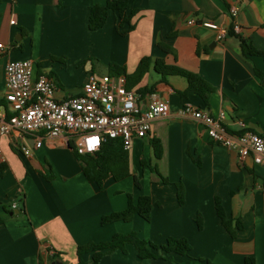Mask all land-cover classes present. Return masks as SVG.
<instances>
[{
  "label": "crops",
  "instance_id": "1",
  "mask_svg": "<svg viewBox=\"0 0 264 264\" xmlns=\"http://www.w3.org/2000/svg\"><path fill=\"white\" fill-rule=\"evenodd\" d=\"M106 3L0 0V44L6 47L0 54V100L9 61L31 60L34 78H51L56 98L66 100L82 91L90 73L110 74L111 65L117 64L130 77L150 58L141 80L125 76L127 87L138 93L142 107L150 95H159L169 103L170 116L154 121L150 134L135 140L129 151L131 176L120 182L109 179L103 190L85 177L74 138L42 136L37 147L39 135L2 136L0 212L3 205L13 212L0 223V264H51L55 259L78 264L82 246L136 230L158 245L170 237L185 238L192 258L212 264H245L247 257L264 264V167L214 143L197 121L180 114L188 105L214 117L224 113L222 124L231 132L241 133L242 121L264 136V56L246 55L242 47L245 41L264 53V0H129L130 24L119 29V14L110 11L103 28L90 30L91 7ZM232 8L238 10L236 19ZM191 20L195 23L189 24ZM205 21L217 23L226 38L219 40V32L205 28ZM236 22L240 33L233 29ZM163 66L200 76L214 89L209 102L188 91L186 78L157 70ZM2 105L7 106L5 100ZM152 138L161 141V159L155 156ZM129 194L135 203L142 196L152 198L151 221L135 216L129 223L103 226L104 216L127 208ZM217 198L235 238L217 214ZM15 203L18 208L13 209ZM127 250L105 256L100 264H195L177 255L141 260L133 245ZM83 262L92 264V254Z\"/></svg>",
  "mask_w": 264,
  "mask_h": 264
},
{
  "label": "built area",
  "instance_id": "2",
  "mask_svg": "<svg viewBox=\"0 0 264 264\" xmlns=\"http://www.w3.org/2000/svg\"><path fill=\"white\" fill-rule=\"evenodd\" d=\"M231 16L237 18L236 8L231 9ZM193 23L195 20L189 22ZM203 26L218 31L219 40L226 38V31L217 23L205 21ZM233 29L240 33L237 22ZM5 50L0 44V54ZM33 67L31 60L9 61L6 65L7 106L0 105V156L1 137L12 132L39 135L37 147L42 145V136L74 138L79 155L94 154L107 140L121 139L129 152L136 139L150 134L154 121L170 116L169 103L157 94L150 95L148 105L142 107L138 93L128 89L124 75L92 72L78 95L58 100L54 81L47 76L34 78ZM180 114L197 121L214 143L236 151L241 159L252 157L256 165L264 167V136L247 129L244 122L239 121L243 131L233 133L222 124L224 113L214 117L188 105ZM24 153L28 156L31 150L25 148Z\"/></svg>",
  "mask_w": 264,
  "mask_h": 264
},
{
  "label": "trees",
  "instance_id": "3",
  "mask_svg": "<svg viewBox=\"0 0 264 264\" xmlns=\"http://www.w3.org/2000/svg\"><path fill=\"white\" fill-rule=\"evenodd\" d=\"M129 5V0H107L104 6H93L91 7V14L89 20V28L92 31L99 30L105 26L110 11L118 12L119 14V29L126 24H130L133 14L128 15L127 9ZM132 26L129 31L132 30ZM120 34L125 35L127 31L119 30ZM243 51L246 55H261L264 53L256 51L251 46H249L245 41L242 42ZM164 50L170 52L169 48L163 46ZM152 59L145 58L141 61L139 68L136 73L132 76H128L126 69L119 67L117 64L111 65L110 75H124L127 79L133 78L138 81L141 80L145 74L149 71ZM159 63V62H158ZM159 66V64H157ZM163 75H176L187 79L189 83L188 91L195 92L203 100L208 103L211 94L214 92L213 87H211L207 82H205L200 76L184 71L176 66H163L158 68ZM183 95H186L183 94ZM4 104V100H0V105ZM151 145L154 148L155 156L157 159H161L163 155V147L161 141L152 138ZM75 155L80 161L83 173L87 180L91 183L98 185L100 190L104 189L105 182L109 179H114L117 182L125 180L131 176L130 170V155L129 152L124 149V144L121 139H109L101 146L100 150L94 154L79 155L75 150ZM143 168L148 165L145 160L141 161ZM5 165L0 167V177ZM165 183L168 180L164 179ZM136 185L141 187L140 181L136 179ZM179 201L184 204V190L183 186L179 185ZM216 211L219 218L222 221L223 226L227 231L235 238L236 232L233 230L232 221L227 218L226 212L223 208L221 199H216ZM153 211V200L150 196H142L139 198L138 202L135 203L133 196L128 195V206L125 210L121 212H115L111 215L104 216L102 218L101 224L103 226L114 224L117 222H131L135 216H140L147 222L151 221ZM13 211L9 209L8 206L3 205L2 211L0 212V223L7 221L10 216L9 214ZM198 226L202 229V221L198 219ZM239 229L242 227L238 225ZM133 245L137 251V256L141 260L150 259H166L167 255H177L183 258H188L192 260L195 264H212L209 261L202 259H194L191 257L192 246L189 241L185 238H168L167 242L163 245H157L151 241L143 239L140 237L138 232H132L130 234H115L112 240L101 243L90 242L82 246L78 250V264H84L83 257L88 254H92L93 263L100 264L102 259L118 250L127 253V245ZM55 261H59L56 260ZM245 264H256L253 257H247L245 259Z\"/></svg>",
  "mask_w": 264,
  "mask_h": 264
},
{
  "label": "rangeland",
  "instance_id": "4",
  "mask_svg": "<svg viewBox=\"0 0 264 264\" xmlns=\"http://www.w3.org/2000/svg\"><path fill=\"white\" fill-rule=\"evenodd\" d=\"M133 232H138L139 233V235H140V237L141 238H143V239H145L143 236H142V232L141 231H139V230H136V231H133ZM132 233V232H131ZM146 240H148V239H146ZM148 241H150V240H148ZM152 242V241H151ZM154 243V242H153ZM155 244H157V243H155ZM158 245V244H157ZM175 256V255H174ZM174 261V260H173Z\"/></svg>",
  "mask_w": 264,
  "mask_h": 264
},
{
  "label": "water",
  "instance_id": "5",
  "mask_svg": "<svg viewBox=\"0 0 264 264\" xmlns=\"http://www.w3.org/2000/svg\"><path fill=\"white\" fill-rule=\"evenodd\" d=\"M51 264H63L61 261H54Z\"/></svg>",
  "mask_w": 264,
  "mask_h": 264
}]
</instances>
